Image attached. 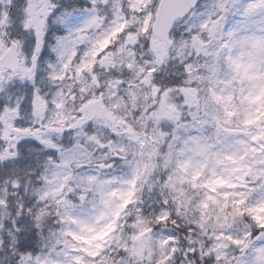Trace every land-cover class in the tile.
<instances>
[{
    "label": "snow or ice",
    "instance_id": "snow-or-ice-1",
    "mask_svg": "<svg viewBox=\"0 0 264 264\" xmlns=\"http://www.w3.org/2000/svg\"><path fill=\"white\" fill-rule=\"evenodd\" d=\"M0 264H264V0H0Z\"/></svg>",
    "mask_w": 264,
    "mask_h": 264
}]
</instances>
